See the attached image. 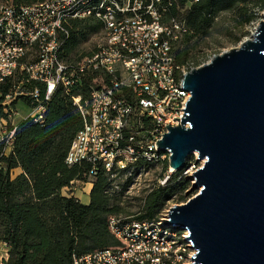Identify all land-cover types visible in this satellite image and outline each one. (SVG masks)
Masks as SVG:
<instances>
[{"label":"built area","instance_id":"built-area-1","mask_svg":"<svg viewBox=\"0 0 264 264\" xmlns=\"http://www.w3.org/2000/svg\"><path fill=\"white\" fill-rule=\"evenodd\" d=\"M173 0H38L0 5V82L18 76L3 96L0 142L11 149L18 123H43L46 102L58 87L71 93L82 126L71 140L65 163L89 164L85 181L76 179L62 193L75 196L74 183L92 184L101 170L110 179L151 166L159 169L158 184L174 173L169 152L157 147L167 126L179 124L189 91L182 89L191 63L178 64L174 49L192 31L184 20L168 17ZM100 23L98 42L74 63L60 58L71 20ZM258 22H256L257 25ZM255 27L251 30L254 32ZM249 36V37H250ZM85 73L96 74L88 96L73 94ZM28 112L19 120L17 103ZM14 103V104H13ZM178 118V120L174 119ZM195 157V155H194ZM193 163L183 170L190 174ZM138 173V174H139ZM76 197V196H75ZM77 198V197H76ZM165 204L154 219L110 216L109 229L120 245L73 254V264H190L195 249L187 230L167 220Z\"/></svg>","mask_w":264,"mask_h":264},{"label":"trees","instance_id":"trees-1","mask_svg":"<svg viewBox=\"0 0 264 264\" xmlns=\"http://www.w3.org/2000/svg\"><path fill=\"white\" fill-rule=\"evenodd\" d=\"M38 0H0L14 5ZM264 0H173L168 17L184 20L192 31L174 49L175 61H189L192 40L207 35L221 12L241 16L239 24L252 21L255 9H263ZM69 37L60 58L74 63L82 56L81 44L100 30V23L71 20ZM197 65V64H193ZM85 73L72 86L73 94L83 98L95 77ZM18 76L0 82V116H4L3 96L17 82ZM14 104V103H13ZM82 126V118L71 93L58 87L46 102L43 123L23 119L18 123L12 147L7 152L0 142V242L9 247L4 264H73V254L117 247L120 241L109 229V217L125 213L118 195L110 193L112 179L103 171L92 180L88 203L62 193L71 181H85L89 164L68 166L65 155ZM187 160V165L191 162ZM20 172L13 176L15 169ZM183 170L175 171L163 185H155L143 197L140 212L133 218L154 219L174 195L184 199L190 181ZM137 169L133 171L136 173ZM132 181L128 176L122 193Z\"/></svg>","mask_w":264,"mask_h":264},{"label":"water","instance_id":"water-1","mask_svg":"<svg viewBox=\"0 0 264 264\" xmlns=\"http://www.w3.org/2000/svg\"><path fill=\"white\" fill-rule=\"evenodd\" d=\"M182 89L183 117L156 148L174 172L189 156L203 162L187 175L196 194L163 224L187 230L190 264H264V12L250 37L190 69Z\"/></svg>","mask_w":264,"mask_h":264},{"label":"rangeland","instance_id":"rangeland-1","mask_svg":"<svg viewBox=\"0 0 264 264\" xmlns=\"http://www.w3.org/2000/svg\"><path fill=\"white\" fill-rule=\"evenodd\" d=\"M263 12L264 8L255 9L256 17L252 21L244 24H239L241 16L234 14V12H221L215 17L214 23L209 29L207 35H201L199 38L192 40L191 43H193V46L189 51L188 63L199 65L206 62L213 54H218L222 51L238 46L244 39L250 36L251 30L256 26V22L262 18ZM98 40V35H89L88 39L81 44V53H87L90 51ZM17 105L19 114L17 115L16 120L19 121L28 112V108H26L21 101H19ZM195 158L194 155L187 158V160L191 159L190 161L193 163V166L191 168L189 167L190 173L202 165L203 161L196 162ZM158 172L159 169L156 166L146 168L140 173L137 171L132 175L131 183L122 193L119 192L122 190V184L125 182L128 175L120 174L113 179L111 183L112 187L109 191L110 193L118 195L121 204H123L124 209L126 210L121 216H133L140 212L143 197L151 188L158 184ZM190 185L191 184L189 183L188 189L190 188ZM72 192H76L77 195L81 196V199H79L81 202H85L88 199L87 188H82L79 183H74L72 186ZM196 192V190L186 192L184 199L182 200L177 199V195H174L166 204L175 205L184 203L187 199L195 195Z\"/></svg>","mask_w":264,"mask_h":264},{"label":"crops","instance_id":"crops-1","mask_svg":"<svg viewBox=\"0 0 264 264\" xmlns=\"http://www.w3.org/2000/svg\"><path fill=\"white\" fill-rule=\"evenodd\" d=\"M19 172H20V169L19 168L15 169L14 172H13V176L16 175V174H18ZM91 186H92V184L86 186L87 193H88V199L85 202H82V203H88V201H89V191H90ZM75 196L78 199H81V196L77 195L76 192H75ZM8 250H9V247L6 245V243L0 242V264H4V261L7 259V257H8Z\"/></svg>","mask_w":264,"mask_h":264}]
</instances>
